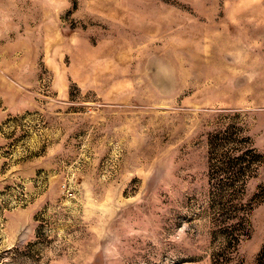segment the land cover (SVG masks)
<instances>
[{"label":"rangeland","instance_id":"1","mask_svg":"<svg viewBox=\"0 0 264 264\" xmlns=\"http://www.w3.org/2000/svg\"><path fill=\"white\" fill-rule=\"evenodd\" d=\"M0 264H264V0H0Z\"/></svg>","mask_w":264,"mask_h":264}]
</instances>
